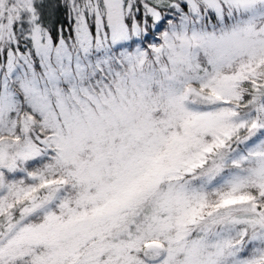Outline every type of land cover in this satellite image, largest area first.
I'll use <instances>...</instances> for the list:
<instances>
[{
    "label": "snow or ice",
    "instance_id": "6c2138e0",
    "mask_svg": "<svg viewBox=\"0 0 264 264\" xmlns=\"http://www.w3.org/2000/svg\"><path fill=\"white\" fill-rule=\"evenodd\" d=\"M0 264H264V0H0Z\"/></svg>",
    "mask_w": 264,
    "mask_h": 264
}]
</instances>
